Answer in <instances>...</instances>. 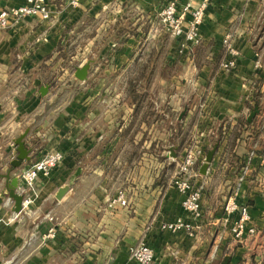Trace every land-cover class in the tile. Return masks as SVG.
Here are the masks:
<instances>
[{"label": "crops", "instance_id": "0c3cea01", "mask_svg": "<svg viewBox=\"0 0 264 264\" xmlns=\"http://www.w3.org/2000/svg\"><path fill=\"white\" fill-rule=\"evenodd\" d=\"M46 1L49 20L0 30V264H138L130 248L141 241L154 264H264V0H209L189 54L161 23L168 0ZM23 2L0 0V10ZM227 36L239 50L232 71L222 68ZM89 60L86 80L76 79ZM25 129L31 159L11 177L46 152L63 159L16 213L2 175ZM195 142L206 154L219 145L207 174L196 166L200 218L172 185ZM252 151L237 200L258 234L239 241L230 232L238 213L226 222L224 207ZM119 190L127 205L109 207ZM179 216L193 233L160 228Z\"/></svg>", "mask_w": 264, "mask_h": 264}, {"label": "built area", "instance_id": "2783aa9c", "mask_svg": "<svg viewBox=\"0 0 264 264\" xmlns=\"http://www.w3.org/2000/svg\"><path fill=\"white\" fill-rule=\"evenodd\" d=\"M69 3L71 6L76 7L79 0H70ZM208 3L209 0H203L199 5L194 6L193 0H168L162 7L160 12L161 23L164 29L178 40V53L189 54L201 42L200 26L205 19ZM28 17H39L42 20H49L51 15L47 1L24 0L20 5L1 9L0 30L6 29L11 24ZM224 44L227 49L228 58L222 62V68L226 71H232L237 67L239 50L234 46L230 36L224 39ZM255 155L254 151L250 153L248 164L243 168L242 174L239 176L238 188H236L234 194L228 199L224 207L226 222L229 221L231 215L238 213V216L232 221L230 232L239 241L244 240L248 236L258 234L257 227L252 224L249 205L239 203L237 200L239 188L246 179L250 168L249 163H251ZM205 157L206 149L200 143L195 142L191 144L179 163L177 175L172 180V185L183 196L182 207L191 218L201 217L202 186H197L194 183V178L197 172L196 166L204 163ZM62 159L63 154L58 150L46 152L19 175L18 178H20L22 185L18 186L17 190H20L23 195L21 201L22 208H27L32 202L33 196L29 190L32 191L36 180L39 177L49 176ZM116 204L127 205L125 193L122 190L117 191L108 200L109 207ZM160 228L172 233L186 231L191 234L194 232L192 221L183 216L176 217L171 221L162 222ZM45 236L53 237L54 229L50 228ZM130 257L138 264H154L155 259L153 249L144 241L130 248Z\"/></svg>", "mask_w": 264, "mask_h": 264}, {"label": "water", "instance_id": "95a60500", "mask_svg": "<svg viewBox=\"0 0 264 264\" xmlns=\"http://www.w3.org/2000/svg\"><path fill=\"white\" fill-rule=\"evenodd\" d=\"M92 60L87 61L86 63H84L83 65L77 67L74 71V77L80 81H84L87 78V73L88 70L90 68ZM47 91V87L43 86L40 89V93L42 95H44ZM258 112V109H255L251 112L248 121L251 122L252 118L256 115V113ZM29 129H25L23 131V133H21L15 140H14V144L16 145V150H17V155L16 157L10 162V168L8 169L7 173H5L3 176V178L7 181L8 185L6 186L7 188V192H8V196L9 198L13 201V211L18 213L21 211L22 207H21V201L23 198V195L21 193H18L17 188L19 186V178L18 176H13L11 177L10 173L12 172V170L14 168L18 169L21 167L23 161H30L31 157L28 155L30 150L25 148L24 145V138L26 137L27 133H28ZM218 143L215 144L211 149L208 150L206 157H205V161L202 164V168H201V173L202 174H207L208 172V168H209V164L212 162L213 157L215 155V152L218 148ZM69 189L68 185H63L61 186L56 193V198L57 199H61L63 197V195L67 192V190Z\"/></svg>", "mask_w": 264, "mask_h": 264}]
</instances>
